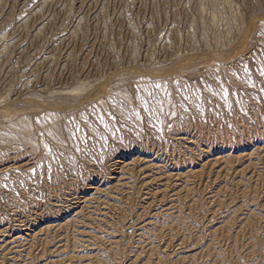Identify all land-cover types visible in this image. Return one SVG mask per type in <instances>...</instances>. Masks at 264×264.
Listing matches in <instances>:
<instances>
[{"label": "rangeland", "instance_id": "obj_1", "mask_svg": "<svg viewBox=\"0 0 264 264\" xmlns=\"http://www.w3.org/2000/svg\"><path fill=\"white\" fill-rule=\"evenodd\" d=\"M264 0H0V264H264Z\"/></svg>", "mask_w": 264, "mask_h": 264}, {"label": "snow or ice", "instance_id": "obj_2", "mask_svg": "<svg viewBox=\"0 0 264 264\" xmlns=\"http://www.w3.org/2000/svg\"><path fill=\"white\" fill-rule=\"evenodd\" d=\"M261 74L264 75V69L261 70Z\"/></svg>", "mask_w": 264, "mask_h": 264}]
</instances>
